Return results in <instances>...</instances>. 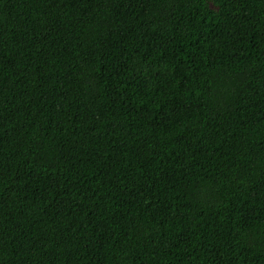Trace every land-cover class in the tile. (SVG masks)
<instances>
[{
  "label": "trees",
  "instance_id": "obj_1",
  "mask_svg": "<svg viewBox=\"0 0 264 264\" xmlns=\"http://www.w3.org/2000/svg\"><path fill=\"white\" fill-rule=\"evenodd\" d=\"M0 264H264V0H0Z\"/></svg>",
  "mask_w": 264,
  "mask_h": 264
}]
</instances>
